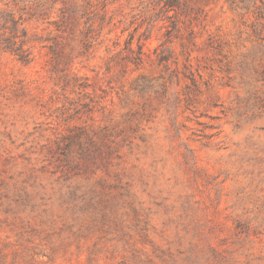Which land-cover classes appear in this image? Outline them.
Masks as SVG:
<instances>
[{"label": "rangeland", "instance_id": "374dc122", "mask_svg": "<svg viewBox=\"0 0 264 264\" xmlns=\"http://www.w3.org/2000/svg\"><path fill=\"white\" fill-rule=\"evenodd\" d=\"M0 264H264V0H0Z\"/></svg>", "mask_w": 264, "mask_h": 264}, {"label": "trees", "instance_id": "16d2710c", "mask_svg": "<svg viewBox=\"0 0 264 264\" xmlns=\"http://www.w3.org/2000/svg\"><path fill=\"white\" fill-rule=\"evenodd\" d=\"M163 2V6L167 8V10L175 9L180 6L181 0H159Z\"/></svg>", "mask_w": 264, "mask_h": 264}]
</instances>
